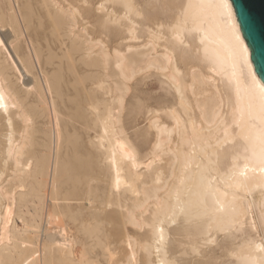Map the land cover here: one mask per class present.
Wrapping results in <instances>:
<instances>
[{"label":"bare ground","instance_id":"bare-ground-1","mask_svg":"<svg viewBox=\"0 0 264 264\" xmlns=\"http://www.w3.org/2000/svg\"><path fill=\"white\" fill-rule=\"evenodd\" d=\"M217 2L0 0V264H264V83Z\"/></svg>","mask_w":264,"mask_h":264},{"label":"water","instance_id":"water-1","mask_svg":"<svg viewBox=\"0 0 264 264\" xmlns=\"http://www.w3.org/2000/svg\"><path fill=\"white\" fill-rule=\"evenodd\" d=\"M255 71L264 83V0H231Z\"/></svg>","mask_w":264,"mask_h":264},{"label":"snow or ice","instance_id":"snow-or-ice-1","mask_svg":"<svg viewBox=\"0 0 264 264\" xmlns=\"http://www.w3.org/2000/svg\"><path fill=\"white\" fill-rule=\"evenodd\" d=\"M207 6L215 8L225 23H229L232 20V7H231L229 0H218L217 3L207 5ZM141 7L143 10H146V11H151V10L159 11L163 7H165V5L162 3V0H148V3L142 5ZM231 28H232V37H233L232 39L233 54L237 58L243 60L244 62H247V51H248L247 45L244 44V41L242 37L240 36L235 24H232ZM177 40L180 44H183V41L180 40L179 37H177ZM260 87L262 91H264V84H261ZM3 91H4V84L0 83V95L3 94ZM243 115H244L243 112H241L240 114L241 120L243 119ZM224 136H225L224 143H227L228 142L227 141V125L224 126ZM214 147H217V152H218L219 148L223 147V144H218V145H215ZM260 170L264 171V162H262ZM233 175L244 176L245 172L238 171V172L233 173ZM9 211H11V209H9ZM181 211H183V209H181ZM163 240H164V228L160 227L158 229V241L157 242L159 243ZM208 243H214V241L209 240ZM260 251L264 252V248H261Z\"/></svg>","mask_w":264,"mask_h":264},{"label":"rangeland","instance_id":"rangeland-1","mask_svg":"<svg viewBox=\"0 0 264 264\" xmlns=\"http://www.w3.org/2000/svg\"><path fill=\"white\" fill-rule=\"evenodd\" d=\"M68 69H69L68 64H65V68H64L63 73H64L65 76H67L68 79H70L69 76H70L71 72ZM134 84H135V86L133 88L135 90V94L137 95V93H138V95H140L141 97H143L146 100L145 102L147 104H152L153 105V103L155 102L154 100L156 98L158 99L159 97H166V95L164 94V92H161L159 90V83H158L156 77H152V78L148 79L147 82L144 83V84L142 82V85H141V82H140V78H138L137 80H135V82L133 83V85ZM136 89H137V91H136ZM152 98H154V99H152ZM134 102H135L134 99L131 100V104H134ZM134 139H136L135 136H134ZM136 142H137V144L139 145L140 148H143L144 147L145 149H149V146L148 145L147 146H144L141 143L139 144L137 139H136ZM142 151L145 152L147 150H143L142 149ZM106 216H107V219L106 218L105 219L108 222H110V224L107 225V228L108 229H111L112 231L113 230L116 231L117 230V224H116V220L114 219L115 217L114 216L112 217L111 213H106ZM110 220H113V221H110ZM111 230H109V231L111 232Z\"/></svg>","mask_w":264,"mask_h":264}]
</instances>
